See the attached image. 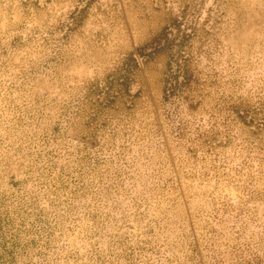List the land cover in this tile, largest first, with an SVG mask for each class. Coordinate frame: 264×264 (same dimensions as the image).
<instances>
[{
	"label": "rangeland",
	"instance_id": "374dc122",
	"mask_svg": "<svg viewBox=\"0 0 264 264\" xmlns=\"http://www.w3.org/2000/svg\"><path fill=\"white\" fill-rule=\"evenodd\" d=\"M0 264H264V0H0Z\"/></svg>",
	"mask_w": 264,
	"mask_h": 264
}]
</instances>
